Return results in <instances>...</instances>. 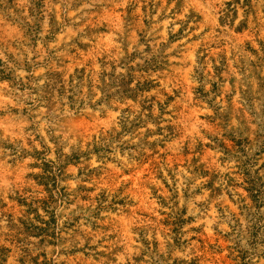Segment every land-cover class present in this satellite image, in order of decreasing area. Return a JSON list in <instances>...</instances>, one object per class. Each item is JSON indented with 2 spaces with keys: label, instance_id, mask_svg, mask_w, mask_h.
I'll return each instance as SVG.
<instances>
[{
  "label": "rangeland",
  "instance_id": "rangeland-1",
  "mask_svg": "<svg viewBox=\"0 0 264 264\" xmlns=\"http://www.w3.org/2000/svg\"><path fill=\"white\" fill-rule=\"evenodd\" d=\"M0 264H264V0H0Z\"/></svg>",
  "mask_w": 264,
  "mask_h": 264
},
{
  "label": "trees",
  "instance_id": "trees-1",
  "mask_svg": "<svg viewBox=\"0 0 264 264\" xmlns=\"http://www.w3.org/2000/svg\"><path fill=\"white\" fill-rule=\"evenodd\" d=\"M96 151H98V150H96ZM104 151H106V153H107L108 150H104Z\"/></svg>",
  "mask_w": 264,
  "mask_h": 264
}]
</instances>
